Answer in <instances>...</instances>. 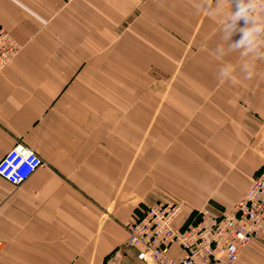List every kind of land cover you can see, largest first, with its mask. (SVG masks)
I'll list each match as a JSON object with an SVG mask.
<instances>
[{
    "label": "crops",
    "instance_id": "1",
    "mask_svg": "<svg viewBox=\"0 0 264 264\" xmlns=\"http://www.w3.org/2000/svg\"><path fill=\"white\" fill-rule=\"evenodd\" d=\"M197 3L0 0L21 46L0 72V160L23 145L43 161L21 186L0 178V264H150L124 245L133 214L245 196L264 165V59L247 79L248 57L217 58L221 22ZM234 264H264V233Z\"/></svg>",
    "mask_w": 264,
    "mask_h": 264
},
{
    "label": "built area",
    "instance_id": "2",
    "mask_svg": "<svg viewBox=\"0 0 264 264\" xmlns=\"http://www.w3.org/2000/svg\"><path fill=\"white\" fill-rule=\"evenodd\" d=\"M21 46L0 24V72ZM43 161L23 145L0 160V178L13 187L24 184ZM125 247L136 260L150 264H234L242 250L264 233V165L252 178L245 196L231 209L207 204L187 210L180 202L156 204L133 214ZM172 247L181 254L175 259Z\"/></svg>",
    "mask_w": 264,
    "mask_h": 264
},
{
    "label": "clouds",
    "instance_id": "3",
    "mask_svg": "<svg viewBox=\"0 0 264 264\" xmlns=\"http://www.w3.org/2000/svg\"><path fill=\"white\" fill-rule=\"evenodd\" d=\"M236 10H233V0H199L196 11H206L210 16L221 22V42L216 46L214 55L223 58L232 52H239L249 59L242 63L241 71L245 78L254 75L255 60L264 59V0H234ZM248 26L238 28L241 20ZM242 35L236 42H231L234 33ZM233 67L225 64L219 69L222 78H232Z\"/></svg>",
    "mask_w": 264,
    "mask_h": 264
},
{
    "label": "rangeland",
    "instance_id": "4",
    "mask_svg": "<svg viewBox=\"0 0 264 264\" xmlns=\"http://www.w3.org/2000/svg\"><path fill=\"white\" fill-rule=\"evenodd\" d=\"M129 93H131V94H132V92H130V91H128V90H127V96H128V94H129Z\"/></svg>",
    "mask_w": 264,
    "mask_h": 264
}]
</instances>
